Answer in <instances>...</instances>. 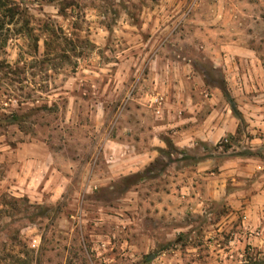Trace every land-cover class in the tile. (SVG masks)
I'll return each mask as SVG.
<instances>
[{
  "label": "rangeland",
  "instance_id": "obj_1",
  "mask_svg": "<svg viewBox=\"0 0 264 264\" xmlns=\"http://www.w3.org/2000/svg\"><path fill=\"white\" fill-rule=\"evenodd\" d=\"M13 1L29 35L0 50V264H264V0ZM155 60L234 133L165 136L143 171L90 188ZM31 143L52 154L35 188Z\"/></svg>",
  "mask_w": 264,
  "mask_h": 264
},
{
  "label": "crops",
  "instance_id": "obj_2",
  "mask_svg": "<svg viewBox=\"0 0 264 264\" xmlns=\"http://www.w3.org/2000/svg\"><path fill=\"white\" fill-rule=\"evenodd\" d=\"M160 66L157 60L151 61L148 67L153 72L143 79L144 86L138 83V91L129 97L128 109L125 110L127 118L123 120L125 125L118 127L115 137L106 138L103 145L106 160L102 162L100 159L99 163L96 161L93 164L88 181L90 188L143 171L157 157L165 136L177 149L189 151L198 141L214 145L226 135L234 133L236 127L232 128L228 114L216 109L200 110L203 103L197 102V99L201 81L194 78L197 85L193 82L188 84L183 64L167 66L169 70H165L167 74L161 80L158 71L162 72L164 67ZM159 93L164 94L161 117L165 118L160 124L152 116L154 108L151 104L152 97ZM51 158L50 148L46 144H29V162L41 164L39 171L29 170V175L34 177L33 188L40 184L39 176L45 182L46 174L52 169L49 165ZM57 191L49 196L50 201L58 199Z\"/></svg>",
  "mask_w": 264,
  "mask_h": 264
},
{
  "label": "trees",
  "instance_id": "obj_3",
  "mask_svg": "<svg viewBox=\"0 0 264 264\" xmlns=\"http://www.w3.org/2000/svg\"><path fill=\"white\" fill-rule=\"evenodd\" d=\"M24 12L25 9L22 8L21 4H16L13 0H0V50H5L8 43L16 40L19 34L26 37L29 35L27 24H21L17 32L13 31V28L19 25V22L25 23ZM49 44L45 43V45Z\"/></svg>",
  "mask_w": 264,
  "mask_h": 264
},
{
  "label": "built area",
  "instance_id": "obj_4",
  "mask_svg": "<svg viewBox=\"0 0 264 264\" xmlns=\"http://www.w3.org/2000/svg\"><path fill=\"white\" fill-rule=\"evenodd\" d=\"M152 106L154 108V113L156 115L160 114V106H161V98L159 96H155L153 99H152Z\"/></svg>",
  "mask_w": 264,
  "mask_h": 264
}]
</instances>
